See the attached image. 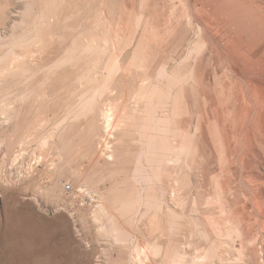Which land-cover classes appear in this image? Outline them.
Returning a JSON list of instances; mask_svg holds the SVG:
<instances>
[{"label":"rangeland","instance_id":"374dc122","mask_svg":"<svg viewBox=\"0 0 264 264\" xmlns=\"http://www.w3.org/2000/svg\"><path fill=\"white\" fill-rule=\"evenodd\" d=\"M222 14L0 0V264H264V33Z\"/></svg>","mask_w":264,"mask_h":264},{"label":"bare ground","instance_id":"6f19581e","mask_svg":"<svg viewBox=\"0 0 264 264\" xmlns=\"http://www.w3.org/2000/svg\"><path fill=\"white\" fill-rule=\"evenodd\" d=\"M209 2L212 4V8H215L216 10H218V12H221V13L225 14L227 17H229L230 19L229 18L228 19H229L230 23L232 22L233 24L232 23L231 24L234 25V27H236L235 28V29H237L236 30V34H237L236 37H238V40H239L237 42L239 48L243 47L244 43L246 41L248 43L251 36H253V35L255 36V34L264 33V28H263L264 25L262 26V24L260 22L261 19L258 18L255 15V12H253L252 10L251 11L253 13L250 12V6L247 4V2L245 0H209ZM248 2H250V1H248ZM258 15H260V14H258ZM203 27H204V25H203ZM229 43H230V41H229ZM259 83H261V82H259Z\"/></svg>","mask_w":264,"mask_h":264}]
</instances>
